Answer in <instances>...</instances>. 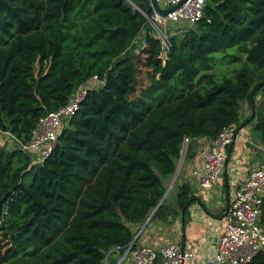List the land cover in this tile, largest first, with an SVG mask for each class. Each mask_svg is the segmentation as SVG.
Instances as JSON below:
<instances>
[{"label":"trees","instance_id":"16d2710c","mask_svg":"<svg viewBox=\"0 0 264 264\" xmlns=\"http://www.w3.org/2000/svg\"><path fill=\"white\" fill-rule=\"evenodd\" d=\"M205 1L192 27L165 33L162 59L149 0H0V135L16 144L0 145V264H114L132 227L166 211L182 140L242 126L240 103L264 90L248 99L264 81V0ZM93 76L100 84L30 166L20 145L37 120ZM262 105L252 132L264 145ZM191 202L179 186L174 208ZM248 264H264V250Z\"/></svg>","mask_w":264,"mask_h":264},{"label":"built area","instance_id":"2783aa9c","mask_svg":"<svg viewBox=\"0 0 264 264\" xmlns=\"http://www.w3.org/2000/svg\"><path fill=\"white\" fill-rule=\"evenodd\" d=\"M182 0H164L162 9H168ZM205 0H185L175 10L161 17L152 11L146 18L147 27L161 45V57L165 58L168 41L158 25H182L176 32L192 27L202 16ZM173 32V33H176ZM170 33V34H173ZM100 82L93 76L77 87L69 96L67 103L58 110L39 118L31 131L30 140L20 148L28 155L30 166H39L57 144V137L67 120L78 110L87 91L96 88ZM235 127L222 129L217 136L208 141L207 147L200 153V165L191 170L197 189L210 192L217 184L225 160L226 150L232 142ZM184 138L181 147L188 143ZM261 152L263 163L251 167L242 181L234 182L231 197L222 217V232L212 256V264H248L251 259L264 250V231L259 223L262 199L264 198V145ZM117 250V249H116ZM126 251L131 255L132 264H184L194 258L191 251L179 250L172 243L158 248L142 247ZM120 257L116 264H120Z\"/></svg>","mask_w":264,"mask_h":264},{"label":"crops","instance_id":"0c3cea01","mask_svg":"<svg viewBox=\"0 0 264 264\" xmlns=\"http://www.w3.org/2000/svg\"><path fill=\"white\" fill-rule=\"evenodd\" d=\"M261 97L258 93L252 101L257 110H260L258 104L262 101ZM250 107L251 104L240 103V125L246 124ZM253 121L251 125L242 126L233 136L231 153L226 162L224 160L217 184L210 192L198 190L191 176V170L200 165V153L207 147L208 141L198 139L181 147L174 173L165 181V191L160 200L163 201L166 211L160 218L150 220L151 216L141 226L132 227V250L142 247L158 248L168 242L176 245L179 250L193 252L194 258L184 264H212V256L222 232L223 213L231 197L233 183L242 181L249 168L263 163L258 150L261 144L252 132ZM181 185L189 187L192 198L183 215L174 208L176 190ZM170 194L172 199L168 200ZM262 229L264 231V225ZM113 253L114 264L120 257H123L120 264H132L130 252L126 249L121 253L114 250ZM104 264H107L106 260Z\"/></svg>","mask_w":264,"mask_h":264},{"label":"water","instance_id":"95a60500","mask_svg":"<svg viewBox=\"0 0 264 264\" xmlns=\"http://www.w3.org/2000/svg\"><path fill=\"white\" fill-rule=\"evenodd\" d=\"M185 0H182L179 4L175 5V6H172L168 9H162L160 8L158 5H157V0H149V4H150V8L152 9V11L154 13H156L157 15L161 16V17H164L165 15H167L168 13L172 12L173 10H175L181 3H183ZM264 84V81L259 83L255 89L252 90L251 92V95L248 97L249 100H251L252 98V95L257 91V89L262 85ZM253 113H254V107H253V104H251V107H250V115L246 121V124L248 125H251V121L253 120ZM246 124L242 125V126H245ZM242 126H238L235 128V131H234V135L237 134V132L242 128ZM231 149H232V143H230L227 147V150H226V155H225V162H226V159L228 158L229 154L231 153ZM161 202V201H160ZM160 202L158 203V205L160 204ZM155 209L152 211V213L149 215V217L147 218L146 221H148L150 219V217L152 216V214L154 213ZM146 223V222H145Z\"/></svg>","mask_w":264,"mask_h":264},{"label":"rangeland","instance_id":"374dc122","mask_svg":"<svg viewBox=\"0 0 264 264\" xmlns=\"http://www.w3.org/2000/svg\"><path fill=\"white\" fill-rule=\"evenodd\" d=\"M163 3H164V0H157V5L159 7H162ZM158 27L165 33H173V32H176L179 28H183L182 25H168V24H165V23L158 25ZM140 71L142 72L144 70L141 69ZM141 72H140V74H141ZM139 81H140V83H143V82H141V81H143V76L142 75L139 76ZM260 95L263 96V98L261 97V100L263 102V105H262L263 109L262 110L264 111V90H262L260 92ZM3 144H5L8 149H12V148L16 147L15 142L11 138H9L7 136H4V135H0V145H3ZM25 181L29 182L28 181V175L25 177ZM170 199H172V194H170L168 196V200H170Z\"/></svg>","mask_w":264,"mask_h":264}]
</instances>
